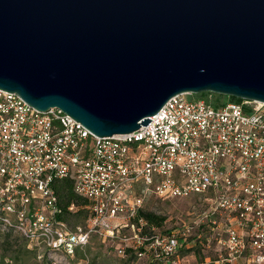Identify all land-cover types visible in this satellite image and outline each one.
Wrapping results in <instances>:
<instances>
[{
  "label": "built area",
  "instance_id": "obj_1",
  "mask_svg": "<svg viewBox=\"0 0 264 264\" xmlns=\"http://www.w3.org/2000/svg\"><path fill=\"white\" fill-rule=\"evenodd\" d=\"M188 96L147 127L98 138L59 108L38 111L0 89V231L52 264H68L92 237L121 239L119 255L130 248L155 264H184V252L203 254L193 264H264V103ZM58 179L90 202L84 223L59 220ZM149 194L203 197L207 209L163 232L139 217Z\"/></svg>",
  "mask_w": 264,
  "mask_h": 264
},
{
  "label": "water",
  "instance_id": "obj_2",
  "mask_svg": "<svg viewBox=\"0 0 264 264\" xmlns=\"http://www.w3.org/2000/svg\"><path fill=\"white\" fill-rule=\"evenodd\" d=\"M0 89L98 138L178 94L264 103V0H0Z\"/></svg>",
  "mask_w": 264,
  "mask_h": 264
},
{
  "label": "rangeland",
  "instance_id": "obj_3",
  "mask_svg": "<svg viewBox=\"0 0 264 264\" xmlns=\"http://www.w3.org/2000/svg\"><path fill=\"white\" fill-rule=\"evenodd\" d=\"M213 94V93H212ZM210 95L192 94L188 98L192 99H208ZM215 100L229 101L226 96L219 97L213 94ZM206 201L203 197H192L189 199H161L156 195H150L145 202V211L154 212L165 218V223L161 231L171 230L181 227L189 223L197 215L205 211L207 208ZM124 235L130 236L131 231L123 229ZM91 243L84 250L80 251V255L86 262H81V258L68 259V264H155L152 263V256H148L137 260L133 250L128 248L126 255H119L118 250L124 246L121 239L92 237ZM129 250L131 252H129ZM45 250L26 242L16 232L0 231V264H52ZM190 252H184V264H193L202 261L203 254L197 257L191 255ZM17 260H20L17 262ZM64 264V263H59ZM66 264V263H65Z\"/></svg>",
  "mask_w": 264,
  "mask_h": 264
},
{
  "label": "trees",
  "instance_id": "obj_4",
  "mask_svg": "<svg viewBox=\"0 0 264 264\" xmlns=\"http://www.w3.org/2000/svg\"><path fill=\"white\" fill-rule=\"evenodd\" d=\"M210 95L212 96V93H203L200 95ZM222 97L223 96H219ZM227 97V96H226ZM227 100L230 102L239 103L242 102V99H237L234 97H227ZM217 101H221L218 100ZM73 180L69 179H58L53 184V188L55 190L56 195L59 196V204H60V215L58 216L60 221L67 222L71 225L73 224H82L86 220H88L90 216V209H88V206L90 205V202L78 194L74 192L73 187ZM72 205L75 207L74 211L69 210ZM139 217L144 218L149 224L156 228H161L165 223V218L162 216L157 215L156 213L150 211H141L139 213ZM129 252H131L129 250ZM47 257V256H46ZM81 258V260H84L82 256L80 255V251H76L74 254V258ZM137 258V255H136ZM20 260H17V262ZM5 264V263H2Z\"/></svg>",
  "mask_w": 264,
  "mask_h": 264
},
{
  "label": "crops",
  "instance_id": "obj_5",
  "mask_svg": "<svg viewBox=\"0 0 264 264\" xmlns=\"http://www.w3.org/2000/svg\"><path fill=\"white\" fill-rule=\"evenodd\" d=\"M78 251H81V250H78ZM70 260L74 259V257L72 258H69ZM51 262V261H50ZM81 262H86L85 260H81ZM52 263V262H51Z\"/></svg>",
  "mask_w": 264,
  "mask_h": 264
}]
</instances>
